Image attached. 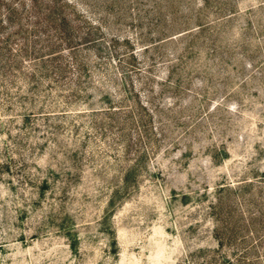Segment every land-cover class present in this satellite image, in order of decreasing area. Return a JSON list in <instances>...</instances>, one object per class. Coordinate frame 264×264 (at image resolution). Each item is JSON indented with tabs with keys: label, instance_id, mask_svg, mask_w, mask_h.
<instances>
[{
	"label": "rangeland",
	"instance_id": "rangeland-1",
	"mask_svg": "<svg viewBox=\"0 0 264 264\" xmlns=\"http://www.w3.org/2000/svg\"><path fill=\"white\" fill-rule=\"evenodd\" d=\"M0 264H264V0H0Z\"/></svg>",
	"mask_w": 264,
	"mask_h": 264
}]
</instances>
